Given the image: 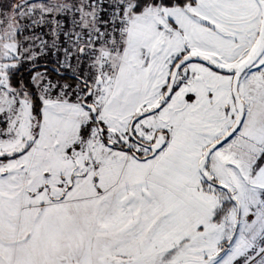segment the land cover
<instances>
[{"label":"snow or ice","instance_id":"6c2138e0","mask_svg":"<svg viewBox=\"0 0 264 264\" xmlns=\"http://www.w3.org/2000/svg\"><path fill=\"white\" fill-rule=\"evenodd\" d=\"M0 264H264V0H0Z\"/></svg>","mask_w":264,"mask_h":264}]
</instances>
